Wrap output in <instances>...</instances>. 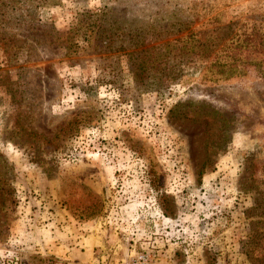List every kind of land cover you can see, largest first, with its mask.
I'll list each match as a JSON object with an SVG mask.
<instances>
[{"label": "rangeland", "instance_id": "374dc122", "mask_svg": "<svg viewBox=\"0 0 264 264\" xmlns=\"http://www.w3.org/2000/svg\"><path fill=\"white\" fill-rule=\"evenodd\" d=\"M3 2L0 264L39 237L63 264H264L263 82L175 41L263 26L264 0Z\"/></svg>", "mask_w": 264, "mask_h": 264}, {"label": "trees", "instance_id": "16d2710c", "mask_svg": "<svg viewBox=\"0 0 264 264\" xmlns=\"http://www.w3.org/2000/svg\"><path fill=\"white\" fill-rule=\"evenodd\" d=\"M7 4L8 2L0 0L1 9L5 8ZM104 14L106 13L103 12V15ZM179 24H189V21L182 20ZM236 24L237 23H233V25L229 27V31L223 30L217 33L213 40L201 42L200 40H196L193 34H190L188 37H178L175 41H182L187 38V40H190V42L192 41V43L198 41V46L206 48L204 49V79L210 77H215L218 80H228L233 77L244 78L251 75L252 72H255L256 79L263 82L264 85V34L262 33L264 25L258 26L257 24H253L251 27L242 25L236 30ZM173 25H175V23ZM242 27L245 29H242ZM146 29L142 28L140 32L137 33L138 35H130L131 45L125 49L129 57L132 58L139 52L141 53L149 50L148 46L153 42V39L149 38L151 36L148 37L144 33ZM231 29L232 32H230ZM101 34L102 33L99 34L100 37L102 36ZM103 34L106 33L104 32ZM114 35L115 34L104 36L114 39ZM194 47L195 45H192L191 50H194ZM262 217L264 218V213ZM259 256L260 255H256L253 258H255L257 262L262 261V257Z\"/></svg>", "mask_w": 264, "mask_h": 264}, {"label": "crops", "instance_id": "0c3cea01", "mask_svg": "<svg viewBox=\"0 0 264 264\" xmlns=\"http://www.w3.org/2000/svg\"><path fill=\"white\" fill-rule=\"evenodd\" d=\"M76 229V228H75ZM74 232V231H73ZM41 233H43V232H41L40 231V234ZM44 238V237H43ZM72 238H74V236L72 235ZM36 243L37 244H40V246H41V248L42 249H39L40 251H38V252H42L41 250H43V252L42 253H39V254H37V256L39 257V259L40 258H43L44 260L42 261V262H40V260H37V261H34V257L35 256H33L32 255V252L31 253H29L30 255V262L29 263H25V264H50V263H52V261H51V258L52 259H54V260H56V257H51L52 255H50V253H53L51 250H52V248L53 247H49V246H47V243L46 242H44V239H42V238H37V241H36ZM60 244H56V246H55V253L56 254H58V252H59V256L61 257V258H63L64 257V254H63V245H62V242H59ZM72 244H75V243H73V241H72ZM49 247V249L50 250H48L47 248ZM70 254H72V253H70ZM73 254H76L74 251H73ZM80 256V254L78 253L77 255H76V257L78 258ZM56 261H58V260H56ZM55 264H63V261H61V260H59L58 262H56Z\"/></svg>", "mask_w": 264, "mask_h": 264}, {"label": "built area", "instance_id": "2783aa9c", "mask_svg": "<svg viewBox=\"0 0 264 264\" xmlns=\"http://www.w3.org/2000/svg\"><path fill=\"white\" fill-rule=\"evenodd\" d=\"M69 264H100V262L98 263H93V262H89V263H69ZM129 264H150L149 261V256L145 253H141L139 255H137L136 257H134V259L129 263Z\"/></svg>", "mask_w": 264, "mask_h": 264}]
</instances>
